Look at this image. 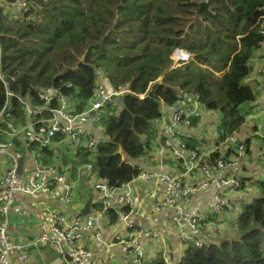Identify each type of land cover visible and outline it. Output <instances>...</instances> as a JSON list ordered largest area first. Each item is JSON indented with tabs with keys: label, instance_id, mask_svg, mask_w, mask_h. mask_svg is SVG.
<instances>
[{
	"label": "trees",
	"instance_id": "16d2710c",
	"mask_svg": "<svg viewBox=\"0 0 264 264\" xmlns=\"http://www.w3.org/2000/svg\"><path fill=\"white\" fill-rule=\"evenodd\" d=\"M26 1L29 11L17 14L6 10L13 0H0V72L6 81H0V111L6 92L11 93L8 113L16 127L39 115L51 116L44 108L30 116L18 97L39 108V93L59 94L79 113L88 108L102 73L121 93L99 112L104 136L93 147H77L73 158L90 164L108 187L131 181L140 171L132 161L156 150L164 139L155 127L163 119V106H186L193 98L202 111L188 117V126L181 125L192 132L181 137L185 151L212 148L207 157L212 164L235 154L233 136L248 131L246 106L255 99L245 79L253 53L264 42V0H206L199 12L204 0ZM177 49L186 51L189 60L173 67L171 55ZM59 105L55 97L49 108ZM212 114L215 121L206 118ZM257 139L264 145V136ZM8 140L47 164L63 147ZM64 140L66 135L59 133L51 141ZM239 181L244 188L245 178ZM251 183L258 194L242 202L229 236L202 239L198 246L188 242L176 264H264V171ZM107 215L109 224L116 222L114 208ZM143 264L168 262L156 253Z\"/></svg>",
	"mask_w": 264,
	"mask_h": 264
},
{
	"label": "built area",
	"instance_id": "2783aa9c",
	"mask_svg": "<svg viewBox=\"0 0 264 264\" xmlns=\"http://www.w3.org/2000/svg\"><path fill=\"white\" fill-rule=\"evenodd\" d=\"M10 4L13 8L7 5V12L12 10L17 14H21L30 9L26 0H13ZM259 56L263 60L262 72L264 74V42L259 49ZM171 59L173 67H178L188 62L189 54L184 50L177 49L171 55ZM0 81L4 85L6 84L1 72ZM120 93L116 92L112 85L108 89L98 84L88 108L79 113H75L74 109L71 108V102H68L59 94L55 96V94L39 93L38 96L43 101V105L39 108L32 107L29 100L18 97L26 106V112L30 116L36 117L43 108L47 109L51 116L39 115L35 121L29 120L25 126L16 127L13 123L14 120L8 113L10 110L8 100L12 94L6 92V101L0 111V264L4 263L13 250H17L15 264H25L27 261V255L24 252L25 246L36 245L37 243L53 246L64 264H94L91 262V252L84 243V234H88L93 238H100L104 224H109L108 208H114L118 214L116 222L109 224L111 227L116 226L119 229L114 239L129 254V259L133 264H142L146 259L142 242L145 234L133 230V225L130 222L133 183L135 180L159 182L162 185V197L154 204V208L159 210L163 207H172L178 212H182L197 193L213 185L215 195L210 212L219 213L226 202V190L239 187L238 179L230 175V172L238 166L244 156L246 150L244 144L235 145L234 155L226 160L218 159L213 164L207 159L212 148L200 153L185 151V144L181 137H190L192 132L183 126L190 124L188 117L201 114L202 111L197 99L193 98L189 105L176 108L168 107L171 110V116L164 117L166 131L163 134L164 139L157 146L159 151L156 150L172 160L174 163L171 166L172 168L166 171H159V168L156 170H140L138 168L139 173L131 181L117 188H110L102 180H97L93 184L94 188L100 192V200L96 211L91 209V213L85 216L79 214L70 218L65 217L58 211L47 212L52 222L47 230H43L34 240L28 241L26 245L23 243L13 244L8 232V212L17 194L26 196L48 194L55 184H61L64 188L62 200L65 202L72 201L81 205L92 196L93 205L94 195H89L87 199L83 196L75 199L73 188L63 169L54 163L47 164L43 162L38 154L33 155V169L29 173L22 172L21 174V171H18L17 155L20 154L18 146L16 143L9 141L8 138L16 137L23 142H34L39 146L52 145L53 148H60L58 144H63V147H75L74 149L80 146L93 147L95 142L92 139L83 144L80 143L83 130L74 125L83 124L90 117L98 120L101 109L108 103L113 102V98ZM55 97L60 103L59 107L56 109L49 108L50 101ZM8 117L9 119H7ZM38 122L42 124L36 127L35 125ZM3 123L7 129L2 127ZM59 133L66 135L67 141L52 143L51 140L54 135ZM158 140H161L160 137ZM32 153L35 154V152ZM154 153L152 151L147 155L149 160L153 158ZM159 163H162V159L159 160ZM83 165L91 169L90 164ZM125 208L128 210L125 211ZM204 217L203 213H197L188 218L178 217L174 219L173 222L178 228V238L184 249L188 242H193L196 246L200 245L201 240L194 238L193 234ZM123 233H127V235L124 236ZM164 255V259L169 264L166 254Z\"/></svg>",
	"mask_w": 264,
	"mask_h": 264
},
{
	"label": "crops",
	"instance_id": "0c3cea01",
	"mask_svg": "<svg viewBox=\"0 0 264 264\" xmlns=\"http://www.w3.org/2000/svg\"><path fill=\"white\" fill-rule=\"evenodd\" d=\"M262 62L259 51L254 52L250 59L251 72L245 79L254 90L255 99L246 106L249 112L246 116L249 123L244 125L248 131L243 133V140L248 142L245 146L247 147L246 152L238 166L230 172V175L235 176L238 181L241 178H245L246 175H250V169L255 166L256 156L254 154L250 155L251 149V152H260L264 156V145L261 140L257 139L260 132L264 133V74L262 72ZM98 83L105 88H111L109 80L102 73H99ZM162 111L163 119L155 127H158L160 129L159 133L163 135L166 131L164 117L168 118L171 116V110L163 106ZM74 126L83 130L80 136L81 144L90 139L96 142L104 136L102 126L95 118L90 117L83 124H75ZM254 126L258 127L257 131H253ZM62 145L58 144V147ZM74 148L65 146L58 149L55 154L56 160L52 163L63 169L67 180L73 188L75 199L81 196L87 199L89 195H94L91 209L96 211L100 200V192L94 188L93 184L97 182L98 178L91 172V169L86 168L73 158ZM157 150L153 151L155 153L152 159L149 160L148 156H143L132 161V164L140 170H156L159 168V171H166L172 168L171 166L174 164L172 160L163 156ZM18 151L20 152L17 155L18 171H21V174L22 172L25 174L29 173L33 169V155L36 154L32 153V150L21 152L18 149ZM66 156H68L70 162H65ZM160 159H162V163H159ZM261 161L262 159L258 162L260 163ZM261 167L263 169V166ZM249 182V180H245L244 186L245 184L249 185ZM240 184L239 181L238 188H228L226 190V202L219 213L210 212L215 195L213 185L197 193L190 204L182 212H178L172 207H163L159 210L154 208V204L162 197V185L159 182L135 180L133 183L130 222L133 225V230L141 231L145 234V237L142 238L146 252L145 260L156 253H160L166 254L169 264L178 262L184 250V246L180 244L178 238V228L173 222L178 217L188 218L197 213L205 215L193 234V237L198 240L204 239L215 242L229 236L227 231L229 229L230 232L232 229L231 222L234 219L232 213H234L235 206L239 202L246 201L258 194L256 187L253 188V191L250 188H242L245 193H241ZM63 190L64 188L61 184H55L52 191L48 194L27 196L17 194L15 196L8 212V232L13 244L19 245L23 243L26 245L28 241L34 240L43 230H47L52 223L47 212L58 211L67 218L80 214L83 204L78 205L72 201H63ZM218 222L219 224H217ZM222 225L225 227L222 230L225 231L224 233H220L222 231L219 230ZM118 231L119 229L116 226L111 227L109 224H104L100 238H93L88 234H84V243L91 252V262L94 264H133L129 259V254L114 239ZM123 234L124 236L127 235V233ZM24 252L27 255L25 264H64L55 248L51 245L43 243L27 245L24 248ZM16 254L17 250H13L3 264H15Z\"/></svg>",
	"mask_w": 264,
	"mask_h": 264
},
{
	"label": "rangeland",
	"instance_id": "374dc122",
	"mask_svg": "<svg viewBox=\"0 0 264 264\" xmlns=\"http://www.w3.org/2000/svg\"><path fill=\"white\" fill-rule=\"evenodd\" d=\"M259 51V50H258ZM185 64V63H184ZM183 64V65H184ZM206 118H208V119H211L212 121H215L216 120V115L215 114H212L211 116H206ZM250 130V129H249ZM259 134H261V136H263L264 134L263 133H259ZM242 136V137H241ZM230 140H232V138H230ZM244 140H243V134H241L240 132L239 133H237V134H235L234 135V137H233V141H232V145H233V147H234V149H235V145L236 144H238V143H242ZM245 145V144H244ZM252 150V149H251ZM251 150H250V155L252 156L253 154H254V156H256V158H255V166L252 168V169H250V171H249V174L250 175H246V177H245V180H249L250 182H249V185H246L245 184V186H244V188H250V190L251 191H253V188L255 187V185L254 184H252L251 182L254 180V179H257V178H259V175H261V173H262V171H263V169H262V167L261 166H263V163L264 162H258V161H260L261 159L262 160H264V156L259 152V153H257V152H255V151H252L251 152ZM169 161V160H168ZM261 164V165H260ZM236 168V167H235ZM241 191V193H245V191L244 190H240ZM243 202V201H242ZM242 202H239L236 206H235V209H234V213H232L233 215H234V219H233V221L231 222V226L235 229V226H236V218H237V214L242 210L241 208L243 207V203ZM217 217H219V216H217ZM216 220H218L217 218H216ZM214 223H216V222H214ZM217 224H219V222L217 223ZM223 228H225L223 225H222V227H221V229H219L220 231H222L223 230ZM225 231H222V232H220V233H224Z\"/></svg>",
	"mask_w": 264,
	"mask_h": 264
},
{
	"label": "water",
	"instance_id": "95a60500",
	"mask_svg": "<svg viewBox=\"0 0 264 264\" xmlns=\"http://www.w3.org/2000/svg\"><path fill=\"white\" fill-rule=\"evenodd\" d=\"M206 6V0L202 1L200 4V8L198 12L201 10L202 7ZM91 207H92V196H90L87 201L83 204V206L80 209V215L85 216L89 213H91Z\"/></svg>",
	"mask_w": 264,
	"mask_h": 264
}]
</instances>
